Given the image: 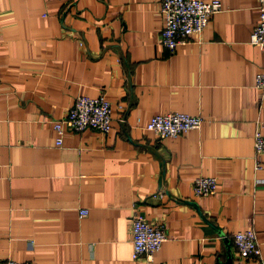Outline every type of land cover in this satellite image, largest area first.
Here are the masks:
<instances>
[{"label":"crops","instance_id":"0c3cea01","mask_svg":"<svg viewBox=\"0 0 264 264\" xmlns=\"http://www.w3.org/2000/svg\"><path fill=\"white\" fill-rule=\"evenodd\" d=\"M221 1L203 32L172 50L161 0H0V262L254 264L234 243L246 227L264 258L258 0ZM102 92L111 130L67 129L57 145L54 120L78 95ZM169 111L204 122L178 136L147 128ZM206 174L218 191L197 195L193 181ZM136 212L167 228L152 260L133 258Z\"/></svg>","mask_w":264,"mask_h":264},{"label":"built area","instance_id":"2783aa9c","mask_svg":"<svg viewBox=\"0 0 264 264\" xmlns=\"http://www.w3.org/2000/svg\"><path fill=\"white\" fill-rule=\"evenodd\" d=\"M161 12L165 19L162 42L174 50L180 44L191 40L194 34H201L210 22L213 14L223 9L221 0H161ZM259 19L253 27L250 41L264 49V0H258ZM255 86L264 96V69L255 77ZM113 121V103L104 92L91 96L80 94L76 97L68 112L54 120L57 132L55 142L62 145L67 129L81 131L87 127L109 132ZM204 117L185 111H169L154 114L147 128L162 136H178L193 128H200ZM255 165L264 167V121L258 122L254 134ZM219 180L216 175L206 174L196 177L193 190L197 195H210L218 191ZM87 208L80 213L86 215ZM169 234L163 222L152 221L146 214L136 212L132 218L133 258L144 257L152 260ZM239 254L254 264L264 261L257 231L253 227L238 229L233 234ZM0 264H33L32 261H19L8 257Z\"/></svg>","mask_w":264,"mask_h":264},{"label":"water","instance_id":"95a60500","mask_svg":"<svg viewBox=\"0 0 264 264\" xmlns=\"http://www.w3.org/2000/svg\"><path fill=\"white\" fill-rule=\"evenodd\" d=\"M257 264H264V261H263V262H261V263H257Z\"/></svg>","mask_w":264,"mask_h":264}]
</instances>
